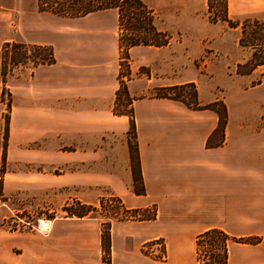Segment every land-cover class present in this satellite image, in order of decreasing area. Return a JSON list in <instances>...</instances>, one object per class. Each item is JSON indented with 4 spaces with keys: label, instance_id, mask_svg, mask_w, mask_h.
I'll return each mask as SVG.
<instances>
[{
    "label": "crops",
    "instance_id": "crops-1",
    "mask_svg": "<svg viewBox=\"0 0 264 264\" xmlns=\"http://www.w3.org/2000/svg\"><path fill=\"white\" fill-rule=\"evenodd\" d=\"M142 1L153 15L155 8L170 4L178 5L174 11L193 16L204 17L207 9V0ZM226 2L229 18L264 12V0ZM214 39L201 36L196 41ZM173 40L163 47L130 48V69L156 67V59ZM12 41L51 47L55 59L52 65L34 68L32 75L30 69L20 74L14 117L21 124V135L36 138L61 131L64 136L99 142L106 134L122 138L123 174L85 175L78 178L79 184L108 185L129 207H157L156 219L141 230L120 226L111 231L112 264H158L135 257V250L151 240H162L165 245L166 260L161 264H196L195 238L213 228L235 238H260L257 245H229L228 264H264V147L257 142L264 138V125L233 133L229 129L233 106L226 104L229 121L224 142L206 148L217 125L213 112L192 111L167 99L133 101L145 195L126 196L128 191L121 187H130L132 182L124 139L129 121L111 112L120 63L117 12L63 18L40 12L38 0H0V49ZM188 82L158 75L126 81V87L130 96H137ZM20 99L29 105L19 104ZM78 153V161L88 162L97 158L99 150L84 148ZM91 231L54 226L43 237L0 229V264H101L99 237Z\"/></svg>",
    "mask_w": 264,
    "mask_h": 264
},
{
    "label": "rangeland",
    "instance_id": "rangeland-1",
    "mask_svg": "<svg viewBox=\"0 0 264 264\" xmlns=\"http://www.w3.org/2000/svg\"><path fill=\"white\" fill-rule=\"evenodd\" d=\"M207 4L211 8L210 15L206 9L204 17L193 16L190 12L180 14L174 11V7H178L177 4L163 6L164 9L161 10L155 8V24L165 29L174 40L161 54L159 61L158 58L156 59V67H138L131 70L129 65L130 80L164 75L191 81L188 83L194 85L200 106L210 104L213 100L220 101L226 110L227 105L233 106L230 121L227 110V123L230 122L229 129L233 133L258 130L264 125V66L258 67L250 75H237L249 72L251 64L254 63L253 50L239 46L238 42L242 39L243 42L255 40L256 44L264 43V12L236 18L228 17L237 25L236 29H229L226 24L220 23L221 21L219 24L215 23L218 25L213 27L210 18L220 15L223 0H207ZM201 36H216V39L196 41ZM260 50V54L255 52L257 59L264 57L263 49ZM30 67L31 64L28 62L15 69L12 75L8 76L5 86L0 80V159L6 140V165L4 173L0 175V229L10 232H34L44 237L54 226L86 227L98 234L101 264H112L111 231L120 226L141 230L152 221H133L129 218L130 214L117 211V204L112 201L113 197L118 198L114 188L105 184L92 186L79 184L78 178L96 174L105 176L123 174L121 169L124 158L123 139L106 134L102 142H99L79 138L78 135L64 136L61 131L43 133L36 138L23 137L21 124L14 117L17 103L16 87L20 85V82L18 84L20 74L27 72ZM120 70L125 74L124 66L119 67ZM124 80L126 82L125 78ZM153 91L129 96L134 101L154 99ZM183 96L187 103L191 106L195 105L190 88L183 91ZM8 99L9 109L6 105ZM118 100V110L124 111L122 105L125 106V97L120 95ZM18 103L23 106L29 105L25 99L18 100ZM221 109L219 106L218 110ZM225 129L220 146L225 139ZM124 139L127 142L128 137L125 136ZM130 139V145L133 146V138ZM219 140L218 132L213 136L212 142L218 143ZM257 142L264 147V138L257 139ZM94 147L99 150L96 159L88 162L78 161L80 149H94ZM131 186L132 182L130 187H121L123 192L128 191L126 196L130 194L132 197ZM120 201L122 202V199ZM75 202L90 206L95 211H90L81 219L67 217L63 208L72 206ZM122 204L127 210L148 209L143 213L147 216L152 214L154 207L157 214L155 205L133 208ZM116 212L119 215L116 216ZM46 222H49L47 226L42 227V223ZM107 229L110 241L109 252H105L102 248V240L106 238ZM135 257L144 262L155 261L161 264L166 260L165 245L162 240L148 241L135 250Z\"/></svg>",
    "mask_w": 264,
    "mask_h": 264
},
{
    "label": "trees",
    "instance_id": "trees-1",
    "mask_svg": "<svg viewBox=\"0 0 264 264\" xmlns=\"http://www.w3.org/2000/svg\"><path fill=\"white\" fill-rule=\"evenodd\" d=\"M208 6V4H207ZM38 9L40 12H47L63 18H81L88 14L101 12L105 10H115L117 12V26H118V44L120 53L119 67H125V74L122 70L118 73V89L115 92L114 107L112 114L114 116H126L129 121V128L126 132L128 137L126 145L129 155V166L132 174L131 191L135 196H144L145 189L141 175L138 144L136 140V130L134 122V113L132 103L133 98L129 96L126 88V81L130 80L131 74L129 69L128 50L137 46L144 47H163L168 44L171 38L165 31L159 30L155 25V18L152 10H150L142 0H38ZM210 6L207 7V13L210 15ZM220 15L210 18V23H224L229 29H236L237 25L232 22L227 15V2L223 0L222 10ZM125 33V34H124ZM255 41V40H254ZM252 42H243L239 40V46L249 47L253 50L254 63L251 64L250 71L247 73H238L239 76L250 75L258 67L264 66V57L257 59L255 52H264V43L256 44ZM256 53V54H257ZM264 55V53H263ZM31 64L32 70L40 65H52L55 62L53 50L48 46L30 45L17 42H6L0 49V80L3 86L7 83L8 76L12 75L13 71L19 66H24L27 63ZM148 76V75H147ZM259 83V82H258ZM190 88L192 90L194 106L186 102L183 96V91ZM120 95L125 97V110H118V98ZM154 99H167L181 103L187 109L193 111L208 110L217 116V125L205 142L206 148L219 147L224 137V129L227 123V110L220 101H213L205 106H200L197 99V91L192 83L158 88L153 91ZM7 108H10V101L6 102ZM121 106V105H120ZM221 106V111L218 107ZM220 133V140L218 143L212 142V138L216 133ZM8 134V124L6 127V137ZM133 138V146L130 145V138ZM6 140L4 142L3 152L0 159V175L4 173L6 165L5 156ZM113 202L117 204V211L121 210L123 213L130 214L129 218L133 221L147 222L155 220V209L151 215H144L148 209H132L127 210L123 207L119 198H112ZM111 201V200H110ZM67 217L84 218L90 211H95L90 206L75 202L74 205L63 208ZM141 213V214H140ZM115 215H119L118 212ZM108 226V224H107ZM102 240V248L105 252H109L110 241L109 231ZM244 244L257 245L260 243L259 237H244L234 238L222 230L213 228L209 229L195 238V259L196 264H228V247L230 244Z\"/></svg>",
    "mask_w": 264,
    "mask_h": 264
},
{
    "label": "bare ground",
    "instance_id": "bare-ground-1",
    "mask_svg": "<svg viewBox=\"0 0 264 264\" xmlns=\"http://www.w3.org/2000/svg\"><path fill=\"white\" fill-rule=\"evenodd\" d=\"M49 222H46V223H42V227H45V225L47 226Z\"/></svg>",
    "mask_w": 264,
    "mask_h": 264
}]
</instances>
